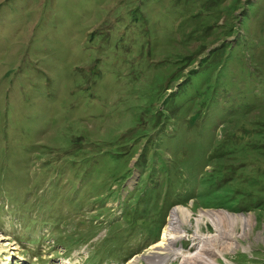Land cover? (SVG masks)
Listing matches in <instances>:
<instances>
[{
	"label": "rangeland",
	"instance_id": "374dc122",
	"mask_svg": "<svg viewBox=\"0 0 264 264\" xmlns=\"http://www.w3.org/2000/svg\"><path fill=\"white\" fill-rule=\"evenodd\" d=\"M176 208L264 264V0H0V264H129Z\"/></svg>",
	"mask_w": 264,
	"mask_h": 264
},
{
	"label": "bare ground",
	"instance_id": "6f19581e",
	"mask_svg": "<svg viewBox=\"0 0 264 264\" xmlns=\"http://www.w3.org/2000/svg\"><path fill=\"white\" fill-rule=\"evenodd\" d=\"M188 211L189 209H174L170 214L167 225L163 229L160 241L152 247L147 256L135 257L129 264H140V260L142 259L146 263L148 262V264H164L165 260H171L175 257H182L183 262L181 264H213L212 258L214 253L222 252L224 254V252H228V250H232L237 246L224 241L226 239H233V235L227 233L223 228L230 225L228 223L243 224L245 227L251 223V218L245 219L242 215L237 216L220 211L203 210L199 214V219L196 220L195 231L193 230L194 236L192 238L194 237V241L192 246H190L193 249L187 247L188 249L184 251L181 249L183 248L181 240L187 237V231L190 230V211ZM205 221L211 224L217 234L211 236L202 235L201 228ZM217 245L221 248V250H218L219 252L215 248ZM158 257L160 259H157Z\"/></svg>",
	"mask_w": 264,
	"mask_h": 264
}]
</instances>
